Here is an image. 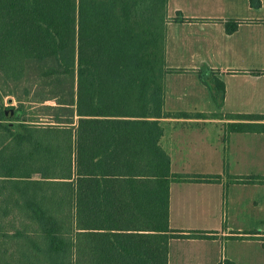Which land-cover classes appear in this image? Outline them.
<instances>
[{"label":"trees","instance_id":"obj_1","mask_svg":"<svg viewBox=\"0 0 264 264\" xmlns=\"http://www.w3.org/2000/svg\"><path fill=\"white\" fill-rule=\"evenodd\" d=\"M167 5L0 0V264H168L169 239L205 237L169 228L170 183L220 177L172 173L159 143Z\"/></svg>","mask_w":264,"mask_h":264},{"label":"crops","instance_id":"obj_2","mask_svg":"<svg viewBox=\"0 0 264 264\" xmlns=\"http://www.w3.org/2000/svg\"><path fill=\"white\" fill-rule=\"evenodd\" d=\"M257 1L253 6L249 0H168L167 8L179 16L168 14L165 63L172 71L165 79L167 115L160 119L159 143L170 157L172 173L220 177L170 183L169 228L205 237L169 239L168 264H264V208L257 206L263 195L249 191L248 206L240 207L239 194L229 190L238 184L264 185V173L242 175L227 169L225 158L227 153L247 158L245 145L264 141V133L226 131L239 122L229 114L264 115V0ZM227 20L240 21L232 33L225 31ZM200 72L223 80L222 104L213 101ZM251 150L255 162L264 161V153ZM173 166L200 169L175 172ZM243 212L251 218L242 221L250 223L238 219Z\"/></svg>","mask_w":264,"mask_h":264},{"label":"rangeland","instance_id":"obj_3","mask_svg":"<svg viewBox=\"0 0 264 264\" xmlns=\"http://www.w3.org/2000/svg\"><path fill=\"white\" fill-rule=\"evenodd\" d=\"M167 13L172 14L173 16H179V14L173 12L172 8L168 7L167 8ZM170 18L167 15V20H169ZM13 104L15 105V101H13ZM187 104V102H180L179 105H184ZM205 126H210V125H205ZM212 127V126H210ZM264 138V135H261ZM246 148H248L246 150V152H244V154H246L247 158H231V156L229 155V153H227V155L225 156L226 158V168L229 170L234 169L235 171H237L238 173H241L242 175H256L253 173L258 172L260 169H262V173H264V166L261 167V164H264V161H261L260 159L257 158V162L256 159H252L251 157H253V153L255 152V150H251L252 148L257 149L256 153H264V141H258L256 144L254 142H251L250 144H246L245 145ZM233 164V166H232ZM259 164V167L256 165ZM173 171L175 172H179V171H196L199 170L200 168L198 167H181V166H173L172 167ZM250 185H247L249 187L244 188L242 184H238L235 186L230 187V191L231 194L232 192H237L239 194L240 197V207H246L248 206V201H247V197L249 195V191L256 192L257 194H262L263 195V200H264V185L262 184H258V183H249ZM251 184H258V185H251ZM245 190L247 192H245ZM261 195V196H262ZM251 203V202H250ZM263 205L262 207L264 208V202L263 203H258L257 206ZM242 218H251V216L247 215V213L243 212L238 216V219L242 221ZM264 218V216H263ZM252 220H243L242 222L245 223H250Z\"/></svg>","mask_w":264,"mask_h":264},{"label":"built area","instance_id":"obj_4","mask_svg":"<svg viewBox=\"0 0 264 264\" xmlns=\"http://www.w3.org/2000/svg\"><path fill=\"white\" fill-rule=\"evenodd\" d=\"M220 264H223L222 262Z\"/></svg>","mask_w":264,"mask_h":264}]
</instances>
